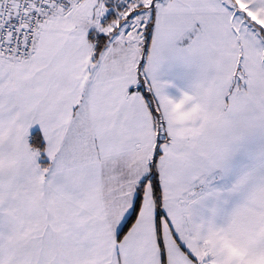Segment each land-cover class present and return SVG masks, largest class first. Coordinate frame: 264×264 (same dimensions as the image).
Returning <instances> with one entry per match:
<instances>
[{
  "label": "snow or ice",
  "instance_id": "obj_1",
  "mask_svg": "<svg viewBox=\"0 0 264 264\" xmlns=\"http://www.w3.org/2000/svg\"><path fill=\"white\" fill-rule=\"evenodd\" d=\"M0 264H264V0H0Z\"/></svg>",
  "mask_w": 264,
  "mask_h": 264
}]
</instances>
